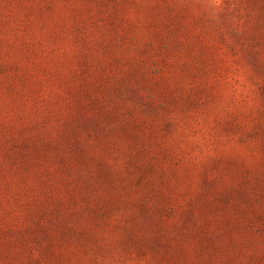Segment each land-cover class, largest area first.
I'll list each match as a JSON object with an SVG mask.
<instances>
[{"label":"rangeland","instance_id":"obj_1","mask_svg":"<svg viewBox=\"0 0 264 264\" xmlns=\"http://www.w3.org/2000/svg\"><path fill=\"white\" fill-rule=\"evenodd\" d=\"M0 264H264V0H0Z\"/></svg>","mask_w":264,"mask_h":264}]
</instances>
